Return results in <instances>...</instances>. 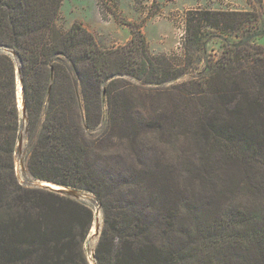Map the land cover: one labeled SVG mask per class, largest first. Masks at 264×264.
<instances>
[{
  "label": "trees",
  "instance_id": "1",
  "mask_svg": "<svg viewBox=\"0 0 264 264\" xmlns=\"http://www.w3.org/2000/svg\"><path fill=\"white\" fill-rule=\"evenodd\" d=\"M63 1L0 0V264H91L86 245L94 208L22 185L15 168L22 137L33 178L95 197L103 215L96 264H264V200L247 210L221 208L249 188L264 195V47L255 43L264 23L253 25L258 15L204 12V25L189 16L188 36L203 43V52L205 28L228 33L245 25L243 17L251 18L252 30L228 44L220 59H207L193 79L166 88L194 104L192 116L180 113L181 124L169 127L177 140L191 136L204 156L193 162L188 180L203 192L216 184L220 164L235 167L229 185L214 194V210L186 198L164 181L167 175L145 184L101 170L100 160L116 152L102 150L104 142L122 143L125 135L135 144L143 127L116 85L130 77L142 87L161 86L183 71L166 56L154 57L138 29L128 48L110 51L82 23L61 29ZM9 51L20 61L26 120L18 62Z\"/></svg>",
  "mask_w": 264,
  "mask_h": 264
},
{
  "label": "rangeland",
  "instance_id": "2",
  "mask_svg": "<svg viewBox=\"0 0 264 264\" xmlns=\"http://www.w3.org/2000/svg\"><path fill=\"white\" fill-rule=\"evenodd\" d=\"M204 12L255 13L258 18L253 25L260 26L264 23V0H64L58 25L63 30H71L75 23H82L96 38L97 43L108 51L128 48L132 40V31L138 29L147 39L149 51L154 57L166 56L173 69L183 71V76L178 81L161 86L150 84L142 87L130 77L127 78L126 84L116 85L120 98L130 99L129 102L134 105L135 121L142 122L143 127L141 134L136 137L135 144L131 140L128 141L124 134L121 135L124 137L122 143L113 138L114 144L105 141L102 150L113 148L111 151L116 152L115 156L101 159L99 165L108 176L120 181L134 176L138 183L150 184L158 179V176L167 175L168 178L164 181L178 185L179 190L185 192L186 198L196 199L199 204L207 207L215 204V192L228 186L231 178L235 177V167L220 164L215 172L216 184L204 189L203 192L198 189L199 184L194 185L188 180L189 171L193 169L191 165L204 156L194 145L191 136H183L177 140L176 129L170 132L169 127L181 124L177 120L180 113L187 112L192 116L194 104L188 101L181 102L174 97V92L166 91V88L193 79L207 67V59H220L223 52L228 49V44L238 42L240 36L245 37L252 28L248 24L251 18L243 17L240 18L245 21V25L242 28L228 29V33L205 28L209 34L203 38L206 47V51L203 52V43L197 44L194 36H188V18L193 17L196 20L195 25L198 22L204 25L203 21H199ZM255 43L264 47V36L256 39ZM107 113L105 110L104 114ZM121 132L118 131V134ZM94 133L95 136L103 134L100 130ZM26 149V142L22 137L15 168L21 184L30 187L34 178L26 167ZM45 185L39 184L38 187L47 188ZM196 187L198 191L193 190ZM252 190L249 188L245 193L236 192L232 200L221 207L222 210L233 205L243 206L241 209L246 210L259 205L260 201L264 200V195H256ZM253 194L256 197L251 196ZM93 198L94 203H86L94 208L96 215L86 245L89 257L92 252L90 245L93 242L95 249L99 239L96 235L97 227L102 230L103 225L102 212L98 216L97 208L100 207L94 196ZM213 207L215 210L216 205ZM223 213L228 216L226 210Z\"/></svg>",
  "mask_w": 264,
  "mask_h": 264
},
{
  "label": "water",
  "instance_id": "3",
  "mask_svg": "<svg viewBox=\"0 0 264 264\" xmlns=\"http://www.w3.org/2000/svg\"><path fill=\"white\" fill-rule=\"evenodd\" d=\"M3 49H0V52L2 51ZM9 53H11L14 58L16 59V61L18 62L17 63V66H18V75H19V88H20V91H21V103H22V109H23V118L26 120V115H27V112H26V109H25V104H24V101H23V94H22V71H21V68H20V61L17 57V54L14 52V51H9ZM34 182L32 184H30V187H38L39 184H51V183H48V181H43V180H38V179H35L33 180ZM47 184L45 185L47 188H51L52 190H55L57 192H59L60 194L64 195L65 197H68V198H71V199H74V200H77V201H81V203H94V198L91 194H88V193H85V192H82V190H77V189H68V188H65L63 186H57V185H54L56 186L57 188H53V187H50V186H47ZM101 213V210L100 208L98 209L97 208V214L98 216L100 215ZM96 235L98 236V238L101 236V228L100 227H97V231H96ZM95 249H93L91 255H90V261H91V264L92 262H94L96 264V260H95Z\"/></svg>",
  "mask_w": 264,
  "mask_h": 264
},
{
  "label": "bare ground",
  "instance_id": "4",
  "mask_svg": "<svg viewBox=\"0 0 264 264\" xmlns=\"http://www.w3.org/2000/svg\"><path fill=\"white\" fill-rule=\"evenodd\" d=\"M20 106L22 107V103L20 102ZM47 184V183H46ZM47 186H50V187H53V188H57L56 186L52 185V184H47ZM94 230V229H93ZM95 231V230H94ZM93 242L92 244L90 245V251H93ZM92 253V252H91ZM92 264H95L94 262H92Z\"/></svg>",
  "mask_w": 264,
  "mask_h": 264
}]
</instances>
